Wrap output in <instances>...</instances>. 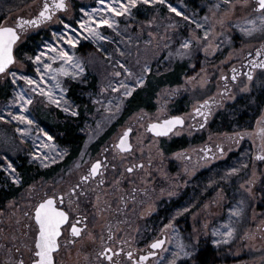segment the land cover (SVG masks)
I'll use <instances>...</instances> for the list:
<instances>
[{"label":"rangeland","instance_id":"374dc122","mask_svg":"<svg viewBox=\"0 0 264 264\" xmlns=\"http://www.w3.org/2000/svg\"><path fill=\"white\" fill-rule=\"evenodd\" d=\"M168 2L192 19L186 20L185 17L171 12L166 3L144 4L141 0L132 9V16L117 17L120 21L119 31L107 26L101 29L104 35L112 37L111 40L100 41L98 46L95 40L81 38V43L74 51L85 61L87 72L79 79L61 77L62 84L66 88L64 97L61 98V106L49 102L39 93L34 94L29 113L36 123L28 125L32 129L29 134L21 138V134L16 129L25 125L20 122L0 120V165L4 166L0 169L6 172L5 177L11 179L6 169L8 160L3 158L7 156L11 160L18 154L27 157L31 164L39 166L41 170L47 171L58 164H63L66 154L63 149L65 145L57 138L60 133L53 123L54 119L62 124L76 122L77 125H81V133L86 138L84 143L95 145L104 132L123 118L122 109L128 97L123 96V89L119 93L111 90L110 85L114 80H126L129 84H134L136 76L143 74L146 79L152 72L157 74L167 72L177 62L187 63L191 70L190 75L185 76L180 85L168 86L158 92L154 111L145 109L137 111L104 142L106 145L115 146L127 128L133 129L131 143L134 147L132 152L136 154V233L116 232L114 242L109 244L106 241L107 238L110 239V233L87 232L80 237L73 248L65 247L57 254L58 258H67V262L62 264H115L123 261L126 264L128 251L135 250L136 247V255H142L148 251L147 245L152 240L164 237H166L164 250H154L157 255L150 257L146 264H170L172 253L178 250L177 245L180 242L187 244L189 246L187 250L193 254L190 257L181 256L177 264L183 260L192 261L197 247L202 242L207 243V240L213 242L217 239L221 240V243L219 245L213 243L221 262L216 264H264V160L257 159V154L264 151V135L260 132L264 129V108L252 129L233 133H211L207 128L217 111L236 101L239 96L249 94L255 86H264V69L255 68L253 79L247 78L249 61L264 62V31H255L251 36L241 31V28L251 27L249 21H255L258 27L264 25L262 19L264 13L257 11L254 0H249L247 4L244 0H233L234 10H229L225 0H201L198 9H192L185 3L186 0H168ZM67 4L68 8L58 12L51 21L37 28L29 26L22 30L16 50L29 36L42 31L49 32L52 36L49 41H54L56 38L52 35L53 30L63 31L65 21L78 26L77 22L85 18V14L81 12L82 8L90 11L93 8L106 7V5L101 6L98 0H68ZM76 4L79 10H76ZM217 4H221V7L217 8ZM42 7L43 0H32L18 10L7 13L0 24L16 25L20 17L28 19L37 16ZM193 21L203 24L204 28L197 27V23ZM205 29L210 30L207 41L203 39ZM186 38L194 41L191 54L178 56L176 52ZM87 43L92 44L95 50L84 52L80 49L82 44ZM206 47L207 51H205ZM105 50L111 54V57L105 55ZM258 50L261 53L259 56H257ZM221 55L222 57H219ZM120 61L132 69L133 76H127L126 73L120 77L113 76L114 71L120 70L116 67ZM145 64L151 67L150 73L143 72ZM10 68L21 74L32 75L34 78L37 76L35 65L28 57L26 60L17 57L16 63ZM233 68L239 73L236 80L231 79ZM225 76L228 77L227 80L224 79ZM94 77L97 78L95 91L91 87ZM7 82L11 83L12 92L9 99L0 100V114L3 115L18 110V106L12 101L19 99L16 92L20 87L31 94V86L25 81L18 80L13 84L11 76L0 74V83ZM50 83L55 82L50 79ZM74 83L86 87L80 91L79 102L69 95L70 87ZM104 89L107 91H103ZM186 95L190 96L192 103L188 112L181 114L186 121L185 125L177 128L166 138L152 135L148 131V125L176 116L173 113L174 105ZM65 99L73 112H78L79 115L81 108L84 107L83 124L75 120L79 115L64 111ZM108 100H112L111 106L108 105ZM205 100L218 101L212 103L211 114L207 116L206 122L195 111ZM116 105L120 106L119 110ZM46 116L53 121L47 119L49 121L44 127L40 118L44 119ZM41 130L48 131L54 136L55 140L48 143L56 145L52 149H43L51 158L44 161L43 165L40 159L32 157L33 151L47 140ZM197 134H205L203 143L171 154L165 152L163 147L165 140ZM238 134H243V138ZM221 146L224 150L222 153L219 151ZM205 149L210 151L206 152ZM241 149L251 160L248 177L228 189L220 188L219 184L213 185L212 194L205 202L195 208L192 205L184 208L183 213L189 214V217L185 218L186 222L175 221L172 217L166 224L170 225L167 229L164 225L157 233L152 232L151 229L147 230L148 220L158 211L161 201L178 197L198 172L226 159L231 152H238ZM141 163L143 167L139 166ZM238 170L240 169L237 168ZM53 176L38 178L18 197L0 205V264H19L21 259L24 260V264H31L37 229L33 218L34 207L46 196L62 191L69 192L75 182L72 179L64 180L66 177L70 178L64 175L62 184H56L53 180L50 181ZM106 196L105 198H111L110 194ZM237 208L241 212L239 216L232 211ZM229 224L236 231L231 240L224 242V238L217 235L214 230L223 232ZM193 240H198L194 250L191 247ZM108 247L114 252L123 248L124 253H117L112 261H108L99 255Z\"/></svg>","mask_w":264,"mask_h":264},{"label":"snow or ice","instance_id":"6c2138e0","mask_svg":"<svg viewBox=\"0 0 264 264\" xmlns=\"http://www.w3.org/2000/svg\"><path fill=\"white\" fill-rule=\"evenodd\" d=\"M140 2L141 0H98V3L101 6L106 5V7L93 8L90 11H85V9L82 8L81 12L85 14V18L80 19L77 22L78 26L65 21L63 31L53 30L52 35L56 38L54 41L44 40L36 54L28 57V59L35 65V71L37 73L35 78L32 75L21 74L10 68V66L15 64L17 60L15 49L17 43L21 40V31L25 30L26 27L29 26L37 28L47 21H51L57 12L68 8L66 0H44L43 7L37 16L28 19L20 17L18 24L13 26L0 24V74L11 76L13 84H16L18 80H23L28 86H31V94L23 87L19 88L16 92V96H18L19 99H13L12 101L14 105L18 106V110L15 113L9 111L7 115L0 114V120H10L12 122H20L25 125L18 126L16 129V131L21 134V138H24L27 134H29L32 129H30L28 125L36 123L34 118H32L29 113V106L33 103L34 94L39 93L41 96L46 97L49 102L57 104V106H61V98L64 97L66 92V88L62 84L61 77L79 79L87 72L85 61L78 57L74 51V49L81 43V38L84 40H95L98 46L100 41L111 40L112 37L104 35L101 29L104 26H107L110 29L119 31L120 21L117 17H123L125 15L129 17L132 16V9H134ZM157 2L166 3L171 12L185 17L186 20L192 19L191 17L186 16L183 11H180L178 7L173 6V4L168 2V0H143L144 4H156ZM248 2L249 0H244L245 4ZM225 3L228 5L229 10H234L235 5L233 4V0H225ZM216 7H221V4H217ZM256 7L258 11L264 13V0H256ZM262 19H264V16H262ZM193 23L197 22L193 21ZM249 24L251 27L241 28V31L245 32L249 36H251L255 31H264V25L258 27L255 21H249ZM197 27L204 28V25L197 23ZM209 37L210 30L205 29L203 32V39L207 41ZM193 43L194 41L192 39H184L176 54L181 57L190 55ZM165 46L167 47V45ZM205 51H207V47L205 48ZM105 55L111 57V54L106 50ZM249 55H251V53H249ZM259 55H261V53L258 50L257 56ZM109 62L111 63V60H109ZM248 65V80L253 79V71L255 68L259 67L264 69V62L255 63L253 61H249ZM116 67L120 70L113 72L114 77H120L125 73L127 76L134 75L132 69L129 68L123 61L118 62ZM151 71V67L148 64H145L143 72L150 73ZM232 71L233 74L231 79L236 80L239 73H237L235 68H233ZM50 79L55 83H50ZM224 79L227 80L228 77L225 76ZM144 83L145 76L141 74L135 77L134 84H129L126 80H114L110 87L111 90L116 93L121 92V89H123V96L129 97L133 95L136 87L142 86ZM56 90H58V92ZM103 91H107V89H104ZM97 102L99 103V101ZM107 103L111 106L112 100H108ZM212 103H218V101L205 100L200 108L195 109L196 113L203 117L205 122L207 121V116L211 114ZM119 107V105H116L117 110H119ZM63 109L65 112L79 115L78 112H73V109L67 105L66 99L63 104ZM201 109H203V111ZM111 110V107H109V111ZM184 123L185 121L182 117L172 116L162 122L157 121L151 123L149 125V129L158 136H166L178 125L182 126ZM131 132V128L125 130L119 137L118 143L115 147L122 152H130L133 148L129 139ZM260 132L264 135V129H261ZM238 135L243 138V134ZM43 136L46 137L47 140L32 153L33 159H40L42 165L44 164V161L51 159L44 153L43 149H52L56 147L54 143H48V141L55 140L54 136L50 135L48 131H43ZM205 151L209 152L210 149H205ZM219 151L221 153L224 151L222 146L219 148ZM3 159L8 160L6 169L11 177V180L16 184L21 183L22 177L18 175L17 169L11 160H9L7 156ZM104 159L106 160L107 157H104ZM257 159L264 160V151L257 154ZM53 162L55 161L53 160ZM139 166L143 167V164L141 163ZM0 167L4 166L0 165ZM113 167H115V165H113ZM103 168H105V165L100 159H97L91 164L90 170L87 174L81 176L80 179L87 182L97 178L100 176ZM127 171H133V167H129ZM230 172L236 173L237 169L232 168L230 169ZM99 182L104 183L103 180H100ZM78 189H81V185L79 183L70 189L68 196L69 201H71L73 196H76L78 199ZM232 211H234L236 216L241 215L239 208ZM33 218L35 224L37 225V229L33 241L34 256L31 264H55L54 253H56L62 246L61 237L64 235L65 226H67L69 234L72 237L70 242L75 243L76 238L81 237L84 230L87 228L88 220L87 216L78 215L73 218L70 215V209L68 208V203L65 200L63 192L58 195L53 194L43 198L34 207ZM164 227L167 229L170 225H165ZM214 231H216L217 235L224 238V242H227L232 239L236 230L229 224L223 232H220L219 230ZM213 242L219 245L221 240L217 239ZM121 243H124V241H121ZM165 243L166 237L156 238L147 245L148 251L144 254L137 256L130 250L126 253V256L130 261H133V264H146L150 257L157 255V252L154 250H164ZM197 243L198 240L192 241L191 247L193 250L195 249V245ZM188 247L189 246L184 242H180L177 245L178 250L172 253V260L170 261V264H177L181 256L190 257L193 253L187 250ZM117 253H124V249L119 248L114 252L111 247H108L101 251L99 255L108 261H112L113 256ZM19 264H24V260L21 259Z\"/></svg>","mask_w":264,"mask_h":264},{"label":"trees","instance_id":"16d2710c","mask_svg":"<svg viewBox=\"0 0 264 264\" xmlns=\"http://www.w3.org/2000/svg\"><path fill=\"white\" fill-rule=\"evenodd\" d=\"M32 0H0V22L4 19L7 13L18 10L25 6ZM201 0H186V4H189L192 9H198V3ZM76 10H79L78 4H76ZM51 34L47 31H42L37 34H33L22 43L16 50V56L18 59H25L26 57L35 55L39 50L41 43L44 40H50ZM88 46V49L84 47ZM81 50L88 52L89 50H95L92 44H82ZM219 57H222L219 56ZM199 67V66H198ZM191 70L187 63L177 62L173 68L167 72L157 74L155 72L150 73L145 83L136 88L132 96H129L122 109L123 118L117 121L107 132L101 136L100 140L95 145H102L107 141L121 126L124 121L131 117L139 110L145 109L148 111H154L156 109V97L158 92L165 87H172L180 85L183 82L185 76L190 75ZM92 89L97 90V78L91 84ZM86 89L85 86L74 83L70 87V97L80 101V91ZM12 85L10 82L0 83V100H7L11 96ZM192 103L190 96H184L180 98L174 105V114L181 115L189 110V106ZM81 108V115L85 114ZM264 108V86H255L249 94H243L239 96L236 101L226 105L224 109L216 112L211 121L208 123L207 128L211 133H233L240 130H248L254 127L256 119L261 115ZM84 119L83 116H81ZM45 119V120H44ZM40 118L41 122H47L52 120L49 116L46 118ZM49 119V120H47ZM78 122H84L81 119H75ZM58 128L60 135L57 137L60 143L64 145H80L84 142V137L80 134V126L73 125L70 122L59 123L55 119L53 121ZM205 134H197L194 136H181L171 139L170 141H164L163 147L167 154H171L188 147L198 145L205 141ZM247 150V149H246ZM69 160V159H68ZM11 162L17 169V173L22 177V182L16 184L10 178L5 177L6 172L0 169V205L16 198L21 192L37 180L40 177H51L58 167H53L47 171L41 170L39 166L33 165L29 162V159L22 154H18L14 159L11 158ZM251 167V160L248 158L241 149L238 152H231L226 159L220 160L213 165L209 166L198 172L187 184L186 188L174 199H165L158 205V211L149 218L148 229L157 233L160 229L166 225L172 217L175 221H185V218L189 217V214H184L183 210L189 205L193 208L199 206L205 202L206 198L212 194V186L219 184V187L228 189L229 187L236 186L238 182H241L249 176ZM238 168L236 173H231L230 169ZM242 171V172H241ZM241 172V173H238ZM242 178L241 180H239ZM239 181H238V180ZM1 207V206H0ZM221 262L218 257V250L212 241L207 240L202 242L196 249L194 260H183L179 264H216Z\"/></svg>","mask_w":264,"mask_h":264},{"label":"flooded vegetation","instance_id":"af4514ba","mask_svg":"<svg viewBox=\"0 0 264 264\" xmlns=\"http://www.w3.org/2000/svg\"><path fill=\"white\" fill-rule=\"evenodd\" d=\"M67 2L68 0H66ZM81 116L84 117L85 114L79 115L77 119L84 120ZM79 123L83 124V122ZM45 124L44 121L41 122L44 127ZM72 124L76 125L77 123ZM79 126L81 128V125ZM132 133L133 129L129 135L130 142ZM80 134L84 137L83 142H85L86 138L81 133V130ZM63 149L66 152L65 161L63 164L56 166L58 169L50 181L53 180L56 184H62V181L72 179L73 182L75 181L72 187L77 183L81 185V189L77 191L78 199L73 196L71 201H69V192H62L65 195L70 215L73 218L78 215L88 217L87 228L82 235L87 232L110 233L111 237L110 239L107 238L106 242L111 244L115 240L114 234L116 232L136 233V154L132 152L134 147L130 152H122L113 145H86L83 143L80 145H65ZM104 157H107V159L105 160ZM97 159H100L105 165V168L101 170L100 176L87 182L82 181L80 177L87 174L91 164ZM129 167H133V171H127ZM79 171L81 172L79 173ZM64 175L70 178L66 177L64 179ZM100 180H103L104 183H100ZM107 194L111 195L110 199L105 198ZM79 239L80 237L76 238L75 243H71L72 237L67 226H65L64 235L61 237L62 246L55 253V264L67 262L66 257L58 258L57 254L65 247L73 248ZM134 249L132 251L136 255V247ZM126 258L128 261L126 264H129V262L133 264V261H130L127 256ZM115 264H124V261Z\"/></svg>","mask_w":264,"mask_h":264},{"label":"water","instance_id":"95a60500","mask_svg":"<svg viewBox=\"0 0 264 264\" xmlns=\"http://www.w3.org/2000/svg\"><path fill=\"white\" fill-rule=\"evenodd\" d=\"M254 1H256V0H254ZM258 11V10H257ZM15 51H16V49H15ZM176 116H180V115H176ZM172 117V116H171ZM171 117H169V118H171ZM180 117H182L183 119H184V117L183 116H180ZM169 118H166V119H169ZM166 119H163V120H166ZM163 120H161V122L163 121ZM184 121H185V119H184ZM153 123V122H152ZM185 123H186V121H185ZM185 123H184V125H185ZM151 124V123H150ZM149 124V125H150ZM149 125H148V131L152 134V135H154V136H158V135H156L155 133H153L152 131H150V129H149ZM184 125H178L175 129H173V131L172 132H170L168 135H166V136H164V135H159L158 137H163V138H165V137H168V136H170L177 128H181V127H183ZM54 259H55V253H54Z\"/></svg>","mask_w":264,"mask_h":264}]
</instances>
